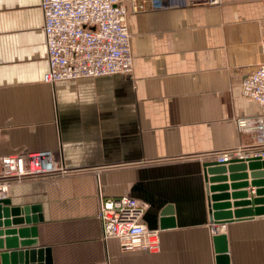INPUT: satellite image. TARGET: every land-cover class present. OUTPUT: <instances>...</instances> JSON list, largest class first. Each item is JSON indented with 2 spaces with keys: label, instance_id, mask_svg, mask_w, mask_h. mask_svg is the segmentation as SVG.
<instances>
[{
  "label": "crops",
  "instance_id": "1",
  "mask_svg": "<svg viewBox=\"0 0 264 264\" xmlns=\"http://www.w3.org/2000/svg\"><path fill=\"white\" fill-rule=\"evenodd\" d=\"M125 2L133 72L49 84L41 0H0V155L50 151L66 168L15 183L5 198L41 206L28 238L50 248V264H220L217 234L227 264H264V215L213 219L205 179L207 154L254 144L251 125L264 117L242 91L263 59L264 0ZM100 195L147 202L161 250L105 239Z\"/></svg>",
  "mask_w": 264,
  "mask_h": 264
},
{
  "label": "built area",
  "instance_id": "2",
  "mask_svg": "<svg viewBox=\"0 0 264 264\" xmlns=\"http://www.w3.org/2000/svg\"><path fill=\"white\" fill-rule=\"evenodd\" d=\"M146 1V0H144ZM133 0L135 9L145 4ZM152 8L177 5H219L222 0H149ZM43 30L48 49L49 68L44 81L100 77L134 70L129 29V9L125 0H41ZM263 59L242 81L243 95L259 102L264 116V38ZM244 127H247L246 125ZM255 143L207 154L212 161L264 159V117L251 125ZM66 172L50 151H21L0 155V199L15 183L32 178ZM148 203L128 195H100L99 217L105 239L117 238L126 251L159 252L161 231L144 219ZM222 229L211 223L215 234Z\"/></svg>",
  "mask_w": 264,
  "mask_h": 264
},
{
  "label": "water",
  "instance_id": "3",
  "mask_svg": "<svg viewBox=\"0 0 264 264\" xmlns=\"http://www.w3.org/2000/svg\"><path fill=\"white\" fill-rule=\"evenodd\" d=\"M205 179L213 219L227 222L264 215V159L208 161ZM250 186L255 189L248 190ZM40 210V205L15 206L10 198L0 199V264H37V254L42 260L45 252L46 263L39 264L51 263L50 248L39 246L38 238H28L30 233L37 237V226L29 225L42 219ZM214 240L220 264L229 263L226 234H217Z\"/></svg>",
  "mask_w": 264,
  "mask_h": 264
}]
</instances>
